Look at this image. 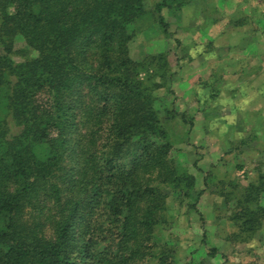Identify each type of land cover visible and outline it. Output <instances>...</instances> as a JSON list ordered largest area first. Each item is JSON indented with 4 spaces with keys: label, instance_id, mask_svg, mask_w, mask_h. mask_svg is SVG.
<instances>
[{
    "label": "trees",
    "instance_id": "1",
    "mask_svg": "<svg viewBox=\"0 0 264 264\" xmlns=\"http://www.w3.org/2000/svg\"><path fill=\"white\" fill-rule=\"evenodd\" d=\"M189 2L155 3L165 34L162 9ZM148 16L144 0H0V264H176L152 251L159 186L192 179L129 55ZM17 36L35 55L13 60ZM263 193L264 174L234 195L240 233L263 221Z\"/></svg>",
    "mask_w": 264,
    "mask_h": 264
},
{
    "label": "rangeland",
    "instance_id": "2",
    "mask_svg": "<svg viewBox=\"0 0 264 264\" xmlns=\"http://www.w3.org/2000/svg\"><path fill=\"white\" fill-rule=\"evenodd\" d=\"M157 1L144 0L149 16L134 29L128 42L129 55L142 64L141 80L155 87L154 107L160 123L168 127L167 141L171 145L168 159L179 175L191 177L192 184L188 188L187 180L178 186H159L166 194L165 209L154 230L152 251H171L176 264H264V245L255 244L262 221L253 233L246 235L239 232L237 223L231 219L234 195L264 174V129L250 128L254 124L238 128L244 115L238 114L241 109L237 105L234 108L233 101L238 98L230 97L228 89L229 74L239 68L226 65L237 54L227 45L241 35L247 38L237 42H254L253 52L263 61L262 22L258 15L251 21L256 28L250 35L226 29L219 31L220 27L209 30L217 17L225 24L236 21L238 18L233 15L240 9L245 10L247 4L255 15L263 12L264 0L248 3L246 0H189L179 10L163 8L161 14L168 25V34L158 23L154 9ZM215 44L217 49L204 60L203 50ZM35 53L20 36L14 39L15 62ZM217 54L224 56L222 62H216ZM262 68L264 65L258 71ZM252 114L250 121L261 120V115ZM6 123L9 135L18 131L9 116ZM260 204L264 205L261 197ZM194 205L201 212L202 221ZM212 247L216 248V254L210 257L207 253ZM155 261L151 259L144 264Z\"/></svg>",
    "mask_w": 264,
    "mask_h": 264
},
{
    "label": "crops",
    "instance_id": "3",
    "mask_svg": "<svg viewBox=\"0 0 264 264\" xmlns=\"http://www.w3.org/2000/svg\"><path fill=\"white\" fill-rule=\"evenodd\" d=\"M239 1V0H238ZM250 0H246L248 3ZM252 2L255 0H251ZM249 5L247 4L245 10L240 9L238 11V14L233 15L234 17H237L238 19L236 21L229 22L230 24H225L222 21H218V17L214 19V23L210 25L209 30L213 31L217 27L221 28L219 31H226L233 32V33H239V34H253L255 33V28L254 27L255 23L251 22L256 18L258 15V18H261L262 24L261 26V31L264 32V11L259 14L255 15V12L249 10ZM263 13V14H262ZM218 16V15H217ZM220 17V15H219ZM260 28V27H259ZM243 37L247 38V35H241ZM243 37L236 38L235 41L231 44L234 45H227L231 47V50H236L237 54L232 59L231 63H226V65H236L239 69L233 70L229 74L231 86L228 89V93L230 94L229 96L233 97L234 99L238 98V100L233 101V106L234 108L238 107V109H241L239 111L237 109H234L235 111H238V114L244 115L243 117L241 116L242 123H240L239 127L240 129H245L249 128V125L254 124L250 128H254L256 130L258 129H264V73H261V71H264V68L259 69L258 67L260 65H264V59L261 61L260 58H258L254 54V50L256 49V45L254 42L247 40L242 43H238L237 41L240 40ZM238 44V47H235V45ZM217 49L216 44L215 47L209 46L205 51L203 50V55H205L206 60L211 51H214ZM254 55V56H253ZM223 55L217 54L215 56L216 62H222L223 60ZM224 64V63H222ZM225 77V76H223ZM223 77H219V80L222 79ZM222 93V90L220 91ZM254 99L253 102H249L248 99ZM253 109H252V108ZM251 108V109H250ZM251 110H254L253 112ZM253 113V114H252ZM252 115H261V120H257L252 122L250 121V116ZM246 123V124H245ZM237 126L233 125V128H236ZM258 161V160H257ZM264 203V193L261 195V203ZM261 237V241H260ZM260 241V242H259ZM263 243L264 245V219L261 223V226L257 232V235L255 237V244L261 246Z\"/></svg>",
    "mask_w": 264,
    "mask_h": 264
}]
</instances>
